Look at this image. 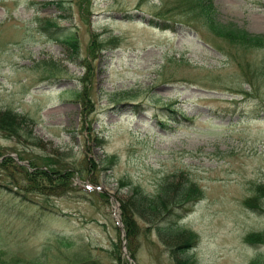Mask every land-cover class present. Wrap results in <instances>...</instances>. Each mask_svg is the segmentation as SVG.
Listing matches in <instances>:
<instances>
[{"label": "rangeland", "instance_id": "rangeland-1", "mask_svg": "<svg viewBox=\"0 0 264 264\" xmlns=\"http://www.w3.org/2000/svg\"><path fill=\"white\" fill-rule=\"evenodd\" d=\"M190 2L0 0V264H264V47ZM209 4L264 34V0ZM166 104L194 119L162 127ZM33 159L75 175L29 187ZM168 178L201 199L178 233L138 213L131 236L123 205Z\"/></svg>", "mask_w": 264, "mask_h": 264}, {"label": "trees", "instance_id": "trees-1", "mask_svg": "<svg viewBox=\"0 0 264 264\" xmlns=\"http://www.w3.org/2000/svg\"><path fill=\"white\" fill-rule=\"evenodd\" d=\"M175 1L179 7L183 6L184 4H187V0H175ZM209 2L210 0H191L190 4L192 3L193 7H195L194 9L197 11L199 16L204 17V19L207 20L208 25L211 28V31L213 33H215L216 35L219 34V36H223L224 38L227 37L231 43H236V41H241V43L251 42V44H254L256 46L257 44H259L264 47V34L252 33L247 28L245 29L241 28V26H239L236 23L234 24V23H229V22L227 23L219 22V20L215 17L214 12L211 9L212 6L209 4ZM165 12L166 10L160 11V13L157 16H159L163 20L168 19L167 16L165 15L166 14ZM50 27L52 28V26ZM49 32L51 33L50 30ZM113 42H117V41L113 38ZM229 52L224 51L225 54H228ZM240 59L241 58H239L237 61H238V64L241 65L242 60ZM259 79L260 78H257L256 81L258 82ZM216 81L217 80H211L212 85L202 83L201 81H199V83L204 88L209 87L211 89H217L218 85H215ZM248 81L252 82V79ZM252 84L253 86H255V88H258L261 85L259 83V86H256L254 84V80ZM238 92L243 95L244 100L250 94L255 95L254 97L257 96V94H254V92L253 91L251 92L249 89L242 88V89H238V91H233V93H238ZM258 94H260V91L258 92ZM163 109L165 111V116L163 119L158 118V121H159V125H161L164 128L168 127L166 126L168 125V123L169 125H171L172 123H175L176 120L179 119L178 115H181V118L185 121L194 119L192 116L187 115V113H184L180 109H176V108L174 109L173 106H170V104H166L163 107ZM9 116H11L12 118L16 117L15 115H12L10 113H7L6 115H4L1 119V122H2L1 126L3 129L7 127L8 128L12 127V129L15 128L11 124L13 122L10 120H7L8 118H10ZM23 121L28 122L27 118H24ZM7 161H9V159H7ZM52 161L48 162L45 159H43L41 160V162H39L33 159V160H30V164H31L30 169L27 167H25L26 169L22 168L23 171L21 172L24 174L25 178L28 179L27 182L29 184V187H33L36 189L38 188V190H41V191L42 190L48 191L52 189V187H49V186H51L50 181L54 179L53 175L55 176V178H57L58 181L60 180L59 186H61L64 183V182L62 183V180L64 179L65 176L68 177V180H71V178H73V175H75L74 171L70 172L67 169L58 168L56 165H54L55 161L53 162ZM51 164H53V166ZM188 181H186L185 183L184 181L176 183L174 180H171L170 178H168L164 183H162L156 195L149 194V193L144 194L137 187L136 188L137 191L135 192V194L131 196L129 199H127L126 203L123 205V208L126 211L125 212L126 215L123 220H125L124 222H126L125 224H126L127 231L129 232V234L132 236L137 233L138 224H136L137 221L134 215L135 214L138 215V213L142 215L144 218H151V219H154L155 221L163 222L164 223L163 226L165 225L168 226L171 224L172 226H170V231L173 230L176 233H178L176 228L174 227L175 221H178L185 211L187 212L188 210L191 209L190 207L194 201H198L199 199H201L199 195H196L198 194L197 193L198 186L194 182L190 180ZM259 192L264 193V185L260 187ZM101 195L105 196L106 194H101ZM131 206L136 207L138 209V212L133 211L132 208H130ZM154 206L155 208L153 209ZM184 240L186 241V246L187 247L190 246V243L192 242V240L191 239L187 240L184 238L180 241H184ZM185 250H186V247L182 251H185ZM87 262L88 261L86 262L79 261V263L77 264H87ZM180 262H181L180 264H188V261L185 259H183Z\"/></svg>", "mask_w": 264, "mask_h": 264}, {"label": "water", "instance_id": "water-1", "mask_svg": "<svg viewBox=\"0 0 264 264\" xmlns=\"http://www.w3.org/2000/svg\"><path fill=\"white\" fill-rule=\"evenodd\" d=\"M130 255V254H129Z\"/></svg>", "mask_w": 264, "mask_h": 264}]
</instances>
